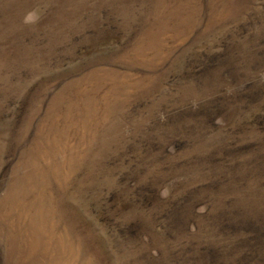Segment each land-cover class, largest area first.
<instances>
[{"label":"rangeland","instance_id":"374dc122","mask_svg":"<svg viewBox=\"0 0 264 264\" xmlns=\"http://www.w3.org/2000/svg\"><path fill=\"white\" fill-rule=\"evenodd\" d=\"M0 264H264V0H0Z\"/></svg>","mask_w":264,"mask_h":264}]
</instances>
